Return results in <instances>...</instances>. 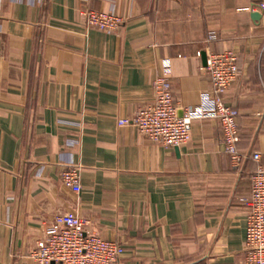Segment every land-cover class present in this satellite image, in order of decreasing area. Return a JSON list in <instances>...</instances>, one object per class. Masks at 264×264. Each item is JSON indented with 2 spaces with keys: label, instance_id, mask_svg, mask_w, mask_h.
Instances as JSON below:
<instances>
[{
  "label": "crops",
  "instance_id": "obj_1",
  "mask_svg": "<svg viewBox=\"0 0 264 264\" xmlns=\"http://www.w3.org/2000/svg\"><path fill=\"white\" fill-rule=\"evenodd\" d=\"M264 0H0V264L28 258L47 225L71 212L123 246L115 264H243L247 209L264 168ZM113 9V33L83 25ZM252 13H259L255 20ZM233 51L239 167L220 126L191 124L178 148L149 141L131 119L153 102L170 64L179 115L210 81L202 55ZM253 154L259 160L252 159ZM79 166L80 192L60 183Z\"/></svg>",
  "mask_w": 264,
  "mask_h": 264
},
{
  "label": "built area",
  "instance_id": "obj_2",
  "mask_svg": "<svg viewBox=\"0 0 264 264\" xmlns=\"http://www.w3.org/2000/svg\"><path fill=\"white\" fill-rule=\"evenodd\" d=\"M260 9L264 11V5H260ZM80 16L86 28L104 33L115 32L123 23L113 9L100 12L84 10ZM205 71L209 76V90L202 94L199 105L182 110L179 116L172 101L170 64L164 61L160 76L151 83L153 102L140 108L131 119L119 121V125L132 126L149 141L164 147L178 148L189 142L193 121H216L222 132L224 153L233 166L239 167L243 156L238 149V115L223 99L224 93L238 78L237 55L233 51L208 54ZM252 159L257 162L259 155L253 154ZM79 170V166L69 163L60 173V183L74 193L81 190ZM239 202L247 209L243 264H264V168H256ZM87 225L71 212L55 215L49 224L42 225V237L36 241L28 258L35 264L117 263L123 246L87 231Z\"/></svg>",
  "mask_w": 264,
  "mask_h": 264
},
{
  "label": "water",
  "instance_id": "obj_3",
  "mask_svg": "<svg viewBox=\"0 0 264 264\" xmlns=\"http://www.w3.org/2000/svg\"><path fill=\"white\" fill-rule=\"evenodd\" d=\"M252 16L255 20H258L260 18V14L259 13H252ZM202 59H203V63L206 64V58L204 55H202ZM179 115V113H178ZM180 116V115H179Z\"/></svg>",
  "mask_w": 264,
  "mask_h": 264
}]
</instances>
